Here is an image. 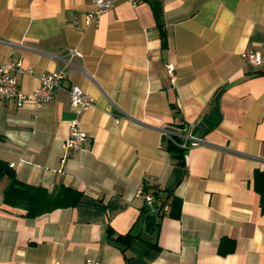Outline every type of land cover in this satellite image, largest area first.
<instances>
[{"label":"crops","instance_id":"obj_1","mask_svg":"<svg viewBox=\"0 0 264 264\" xmlns=\"http://www.w3.org/2000/svg\"><path fill=\"white\" fill-rule=\"evenodd\" d=\"M92 1L0 0V64L21 60L20 88L29 94L40 76L65 73L39 109L0 101V159L22 183L84 195L30 219L3 203L9 180H0V264H264V212L253 189L254 171H264V75L242 57L263 42L264 0H118L86 25ZM71 86L93 103L78 116L84 149L61 161L76 118ZM168 128L181 143L201 141L184 166L163 147ZM153 190L181 206L172 219L167 199L149 235L141 211L145 196L156 201Z\"/></svg>","mask_w":264,"mask_h":264},{"label":"built area","instance_id":"obj_2","mask_svg":"<svg viewBox=\"0 0 264 264\" xmlns=\"http://www.w3.org/2000/svg\"><path fill=\"white\" fill-rule=\"evenodd\" d=\"M118 0H93V8L85 17L86 25H95L99 19L107 14ZM132 6H137L140 0H126ZM71 57H78V52L74 49L70 51ZM244 63L247 67L253 69L255 73L264 75V38L260 47L249 48L242 53ZM166 74L171 84L175 82L174 67L171 64L165 67ZM25 74L20 59L10 60L0 64V101H13L17 107H21L24 104L32 103L37 109L41 108L44 104L49 103L57 90L61 88L62 81L65 77L63 70H57L55 72L46 73L39 77L38 86L36 90L31 93H25L19 86L16 75ZM27 74H31L28 71ZM69 105L76 118L69 122L68 134L63 143V153L61 155V161H64L68 153L73 151H79L84 149L88 140V135L84 132L79 125L78 116L87 110L93 103L80 88L77 86H71L68 91ZM164 137L171 135H177L174 132L163 131ZM187 139V140H186ZM189 140V143L187 141ZM201 141L194 137H185L184 142L180 144L183 149H189L192 146H196ZM14 164H10L12 168ZM145 205L154 211V201L152 197H144ZM166 210V206L163 211ZM83 264H103L94 260H86Z\"/></svg>","mask_w":264,"mask_h":264},{"label":"trees","instance_id":"obj_3","mask_svg":"<svg viewBox=\"0 0 264 264\" xmlns=\"http://www.w3.org/2000/svg\"><path fill=\"white\" fill-rule=\"evenodd\" d=\"M158 27L160 31L162 47L165 48L167 46L166 34L163 31L161 24H158ZM180 144L181 140L178 135H171L169 138H163V147L170 155L172 161L180 166H184V157L188 149L181 148ZM3 178H7L9 180L8 185L2 193L3 203L7 206L25 211V217L30 219L42 214L50 213L54 210L75 207L82 201L84 197L80 191L62 185L57 186L49 192L46 189L22 183L17 180L9 165L0 159V180ZM148 189L149 187L144 186L142 192H147ZM253 189L259 195L261 211L264 212V171H254ZM153 192V196L157 201H154V211L156 212L155 218L161 219L165 215L163 208L165 207L167 199H169L168 216L172 219H178L180 217V199L174 197L173 195H168L167 199L161 201L158 199V190H153ZM141 213L142 217L145 218L146 215L151 213V209L145 205L144 208H142ZM158 225V222H156L153 230L156 229ZM131 240L132 236L130 235L123 237V241L126 244H129ZM149 246L158 249L156 242L149 243ZM229 249L230 250H228V252H231L232 248ZM220 254L226 255L228 253L220 250Z\"/></svg>","mask_w":264,"mask_h":264},{"label":"water","instance_id":"obj_4","mask_svg":"<svg viewBox=\"0 0 264 264\" xmlns=\"http://www.w3.org/2000/svg\"><path fill=\"white\" fill-rule=\"evenodd\" d=\"M166 131H168V132H176L175 130L169 129V128L166 129ZM155 224H156L155 216H153L151 214L146 215L145 218H144V232L149 234V235H152L153 228H154Z\"/></svg>","mask_w":264,"mask_h":264}]
</instances>
